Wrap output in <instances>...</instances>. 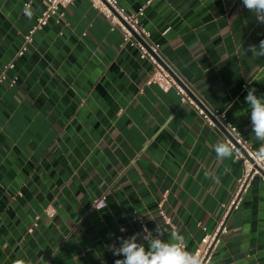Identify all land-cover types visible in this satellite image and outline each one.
I'll use <instances>...</instances> for the list:
<instances>
[{
  "label": "crops",
  "instance_id": "crops-1",
  "mask_svg": "<svg viewBox=\"0 0 264 264\" xmlns=\"http://www.w3.org/2000/svg\"><path fill=\"white\" fill-rule=\"evenodd\" d=\"M118 2L131 14L144 10V26L177 74L259 148L245 97L250 88L264 96V57L244 50L264 40V24L242 0ZM42 10L37 0H0V75L15 63L0 89V264H114L111 245L143 233L137 215L154 234L156 224L178 230L195 252L242 173L234 157L216 159L212 145L224 131L176 91L148 86L151 65L89 0L52 18L16 58ZM102 197L107 207L97 211ZM227 227L211 264H264L261 178Z\"/></svg>",
  "mask_w": 264,
  "mask_h": 264
},
{
  "label": "built area",
  "instance_id": "built-area-1",
  "mask_svg": "<svg viewBox=\"0 0 264 264\" xmlns=\"http://www.w3.org/2000/svg\"><path fill=\"white\" fill-rule=\"evenodd\" d=\"M43 6L41 16L37 20V24L24 36V43L21 49L17 52L16 58L23 57L30 49L33 43L34 35L38 30L48 26L52 18L64 19L65 10L73 5L76 0H37ZM94 9L98 10L105 16L113 26V29H119L123 37V46L130 45L140 52L142 61L149 63L152 67V73L147 81V85H156L164 93L171 90L176 91L180 96L183 104L189 105L195 110L197 115L202 118L206 124L215 130L224 131V140H231L234 146V159L239 162L242 167L241 176L237 181V188L232 195L228 204L224 205V212L218 221L215 230L211 233H206L199 246L197 253L204 258V264H211L215 251L221 243L222 237L228 233V219L233 212L238 211L248 193L252 183L256 178H261L264 181V165H258L252 159V153L257 150L252 146L238 130V128L228 119L225 112L220 109L213 108L206 104L191 86L181 78L175 68L163 57L160 45L152 40L150 32L146 29L142 22L144 10L141 9L137 14H131L122 6L118 0H89ZM30 4L27 5L29 7ZM15 69V63L11 62L3 67L0 75V89L4 82L8 81L7 72ZM10 86L14 87L17 84V77L9 80ZM107 207L106 197L98 199L94 208L101 211ZM160 214L167 225H172L171 219L164 212V202L159 204ZM48 216L53 217L55 211L48 208L46 211ZM35 219L33 226L29 229L32 233L38 226ZM137 220L144 228L145 222L142 216L137 215ZM130 237L125 235V238ZM120 244L117 245L119 247ZM119 259H123L119 256Z\"/></svg>",
  "mask_w": 264,
  "mask_h": 264
},
{
  "label": "clouds",
  "instance_id": "clouds-1",
  "mask_svg": "<svg viewBox=\"0 0 264 264\" xmlns=\"http://www.w3.org/2000/svg\"><path fill=\"white\" fill-rule=\"evenodd\" d=\"M244 7L253 13L256 20L264 24V0H242ZM25 15L29 18L32 12L27 7ZM245 53L250 51L252 55L264 57V40L259 45H249ZM250 109V121L252 133L255 139L260 141V147L252 153V159L258 165H264V96H257L256 89L250 88L245 97ZM217 161L234 157V146L231 140H221L212 145ZM206 178H216L211 170L204 173ZM218 182V179H217ZM125 232L124 227L120 228ZM165 234L168 239L165 240ZM119 247L111 245L110 250L115 256H122L123 259H116L114 264H204V258L197 252L188 250L187 240L178 230L168 232L167 228L156 224L155 234L147 226L143 233L133 234L130 237H119ZM143 241V242H141ZM145 242L147 247L145 246ZM13 264H33L31 260L16 259Z\"/></svg>",
  "mask_w": 264,
  "mask_h": 264
}]
</instances>
